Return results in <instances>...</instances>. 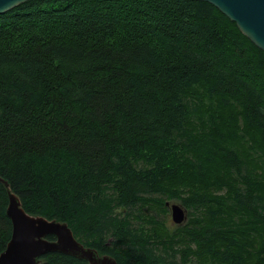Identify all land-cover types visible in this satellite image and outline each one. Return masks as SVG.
<instances>
[{
	"label": "trees",
	"instance_id": "obj_1",
	"mask_svg": "<svg viewBox=\"0 0 264 264\" xmlns=\"http://www.w3.org/2000/svg\"><path fill=\"white\" fill-rule=\"evenodd\" d=\"M0 176L119 264H264V51L207 1L22 3L0 14ZM8 204L0 182V254Z\"/></svg>",
	"mask_w": 264,
	"mask_h": 264
},
{
	"label": "water",
	"instance_id": "obj_2",
	"mask_svg": "<svg viewBox=\"0 0 264 264\" xmlns=\"http://www.w3.org/2000/svg\"><path fill=\"white\" fill-rule=\"evenodd\" d=\"M29 0H0V14H4ZM215 5L241 32L264 51V0H200ZM0 182L8 190V216L12 220V238L0 254V264H40L41 257L61 252L85 259L90 264H119L110 255H101L97 249L85 246L74 235L67 222L31 215L20 198L11 191L7 180ZM186 208V207H185ZM188 217L179 205L173 206V220L182 224ZM53 235L55 239H49Z\"/></svg>",
	"mask_w": 264,
	"mask_h": 264
},
{
	"label": "rangeland",
	"instance_id": "obj_3",
	"mask_svg": "<svg viewBox=\"0 0 264 264\" xmlns=\"http://www.w3.org/2000/svg\"><path fill=\"white\" fill-rule=\"evenodd\" d=\"M258 146V145H256ZM185 197V196H182ZM174 205H179L183 210H185L186 212V216L188 217L182 224H177L176 222H174L173 220V206ZM166 212H163L159 215V217H161L162 220H164L166 222V225L171 229L174 230L176 229L178 226H183L184 224H186L189 221V217H191V210H189L188 208H185V206L183 205L182 201L180 199H173V198H168L166 200ZM157 213V211H156ZM180 249V247L176 246V250ZM191 264H196L194 262H192Z\"/></svg>",
	"mask_w": 264,
	"mask_h": 264
}]
</instances>
